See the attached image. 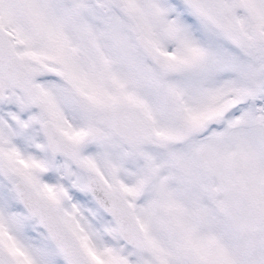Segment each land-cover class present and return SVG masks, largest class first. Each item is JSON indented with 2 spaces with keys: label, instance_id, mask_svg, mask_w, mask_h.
I'll list each match as a JSON object with an SVG mask.
<instances>
[{
  "label": "snow or ice",
  "instance_id": "snow-or-ice-1",
  "mask_svg": "<svg viewBox=\"0 0 264 264\" xmlns=\"http://www.w3.org/2000/svg\"><path fill=\"white\" fill-rule=\"evenodd\" d=\"M0 264H264V0H0Z\"/></svg>",
  "mask_w": 264,
  "mask_h": 264
}]
</instances>
